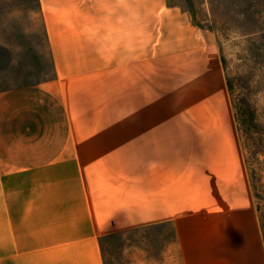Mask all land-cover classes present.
Segmentation results:
<instances>
[{"label": "crops", "instance_id": "crops-1", "mask_svg": "<svg viewBox=\"0 0 264 264\" xmlns=\"http://www.w3.org/2000/svg\"><path fill=\"white\" fill-rule=\"evenodd\" d=\"M37 5L52 77L0 92V176H13L15 219V176H39L24 221L72 264H103L105 236L165 224L181 264H264L211 36L165 0Z\"/></svg>", "mask_w": 264, "mask_h": 264}, {"label": "rangeland", "instance_id": "rangeland-1", "mask_svg": "<svg viewBox=\"0 0 264 264\" xmlns=\"http://www.w3.org/2000/svg\"><path fill=\"white\" fill-rule=\"evenodd\" d=\"M165 5L187 13L217 50L264 238V0ZM52 73L37 0H0V92L38 84ZM15 177L19 219L13 214V176H0V264H72L71 256L36 231L39 224L24 221L29 182L39 176ZM174 241L170 224L113 233L100 239L101 257L103 264H181Z\"/></svg>", "mask_w": 264, "mask_h": 264}]
</instances>
